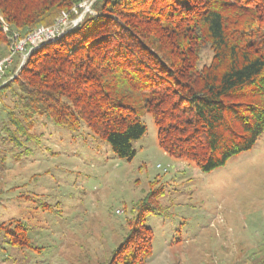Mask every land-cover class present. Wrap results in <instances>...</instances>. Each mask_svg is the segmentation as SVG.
I'll return each instance as SVG.
<instances>
[{"label": "trees", "instance_id": "trees-1", "mask_svg": "<svg viewBox=\"0 0 264 264\" xmlns=\"http://www.w3.org/2000/svg\"><path fill=\"white\" fill-rule=\"evenodd\" d=\"M82 1L0 0V57L11 32L51 25L61 11L73 17ZM91 7L15 75L17 56L5 72L0 100L12 94L5 132L16 154L25 150L22 138L31 140L34 116L71 131L85 124L131 160L150 113L160 148L203 172L253 147L264 133V0H93ZM204 47L212 56L200 64ZM148 196L131 203L124 233L99 264H145L153 237L145 219L158 213L145 205ZM27 223L0 220V250L41 253L45 245Z\"/></svg>", "mask_w": 264, "mask_h": 264}, {"label": "rangeland", "instance_id": "rangeland-1", "mask_svg": "<svg viewBox=\"0 0 264 264\" xmlns=\"http://www.w3.org/2000/svg\"><path fill=\"white\" fill-rule=\"evenodd\" d=\"M84 1L89 5L84 13L79 7L83 1L73 6L76 12L71 7L73 17L64 11L67 24L74 27L72 19L94 12L93 0ZM2 23V28L7 25ZM9 40L8 47L11 35ZM19 56L17 66L22 63ZM211 56L204 47L199 63H208ZM12 104V94L4 92L0 220L27 219L30 236L45 249H1L0 264H99L124 233L131 203L148 193L145 205L158 213L150 212L145 219L153 234L145 264L264 262V133L251 149L203 172L160 148L150 113L141 117L146 131L133 143L131 160L116 156L85 124L71 131L34 116L31 140L22 138L21 150L27 152L16 154L19 148L5 132L12 126ZM160 185L163 193L156 197Z\"/></svg>", "mask_w": 264, "mask_h": 264}, {"label": "built area", "instance_id": "built-area-1", "mask_svg": "<svg viewBox=\"0 0 264 264\" xmlns=\"http://www.w3.org/2000/svg\"><path fill=\"white\" fill-rule=\"evenodd\" d=\"M81 3V2H80ZM78 3V4H80ZM77 4V5H78ZM83 13L89 9V5L83 1ZM76 7V6H75ZM75 7L72 8V11L76 12ZM66 12L62 11L59 13V15L56 17L54 23L51 25H38L34 27L31 31L20 34L16 31L11 32V39L12 43L8 47L7 53L0 57V81L4 77L5 72L7 69L11 67L13 64V61L16 56L19 54L21 55V64L17 66V70L21 67L23 62L27 59L29 54L36 48H38L40 45L47 43L49 41H53L56 38H59L62 36L65 32H67L71 27H73L70 23L67 24L69 18ZM83 14H81L78 19L82 18ZM77 18L72 19L71 23L76 25ZM74 25V26H75ZM4 31L7 30V25H4L2 28ZM4 82V81H2ZM1 82V83H2ZM158 168L160 167V164L156 165Z\"/></svg>", "mask_w": 264, "mask_h": 264}]
</instances>
